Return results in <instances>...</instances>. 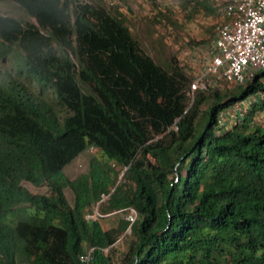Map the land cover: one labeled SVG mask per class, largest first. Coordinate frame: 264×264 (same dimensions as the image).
I'll return each instance as SVG.
<instances>
[{
    "label": "trees",
    "instance_id": "16d2710c",
    "mask_svg": "<svg viewBox=\"0 0 264 264\" xmlns=\"http://www.w3.org/2000/svg\"><path fill=\"white\" fill-rule=\"evenodd\" d=\"M177 5L185 20L218 11ZM0 6V264H84L89 249L88 264H264V123H253L264 100L230 128L217 121L262 88L257 77L191 91L178 51L144 49L181 27L166 5L141 29L108 0ZM87 147L88 171L67 178ZM130 209L132 223L100 222Z\"/></svg>",
    "mask_w": 264,
    "mask_h": 264
},
{
    "label": "built area",
    "instance_id": "2783aa9c",
    "mask_svg": "<svg viewBox=\"0 0 264 264\" xmlns=\"http://www.w3.org/2000/svg\"><path fill=\"white\" fill-rule=\"evenodd\" d=\"M222 21L215 28L210 44H198L186 49L183 60L194 73L191 91L206 85L215 86L220 80L243 84L257 77L262 88L246 98L221 110L217 121L222 128H230L252 103L264 100V0H226L221 8ZM253 123H264V113L255 112ZM96 210L87 217L96 218ZM133 222V209L124 214ZM92 249L79 255L88 264Z\"/></svg>",
    "mask_w": 264,
    "mask_h": 264
},
{
    "label": "rangeland",
    "instance_id": "374dc122",
    "mask_svg": "<svg viewBox=\"0 0 264 264\" xmlns=\"http://www.w3.org/2000/svg\"><path fill=\"white\" fill-rule=\"evenodd\" d=\"M113 3L123 5V10L127 15L130 23L137 29H141L145 25V17L154 14L152 11L153 3L158 4L160 7L163 5L171 8V14L178 20L181 27L172 29L171 26L160 27L152 34L153 41H147L145 51L153 57L159 59L166 58L170 53L178 51L177 56L180 62L183 60L182 54L187 49L186 42L190 40H207L210 44L215 32V28L222 21L219 9L226 0H214L218 11L216 14L209 16L198 15L192 20H185L181 13L180 7L177 5L178 0H108ZM177 3V4H176ZM1 7V6H0ZM159 34H163L162 38ZM157 36L159 37L158 39ZM155 39V40H154ZM97 152L95 148L84 149L77 157L69 161L63 168L64 174L69 179H74L82 173L88 171L89 158ZM22 186L33 193H40L45 195H52L47 187H36L33 184L23 181ZM65 196L69 203L73 202V193L69 188L65 189ZM124 213L118 211L114 214H109L100 218V222L105 227H110L115 220L123 218Z\"/></svg>",
    "mask_w": 264,
    "mask_h": 264
},
{
    "label": "water",
    "instance_id": "95a60500",
    "mask_svg": "<svg viewBox=\"0 0 264 264\" xmlns=\"http://www.w3.org/2000/svg\"><path fill=\"white\" fill-rule=\"evenodd\" d=\"M123 175V173L120 175V177Z\"/></svg>",
    "mask_w": 264,
    "mask_h": 264
}]
</instances>
